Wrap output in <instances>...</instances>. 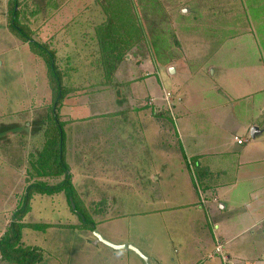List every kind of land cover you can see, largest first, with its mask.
Segmentation results:
<instances>
[{"label":"rangeland","instance_id":"obj_1","mask_svg":"<svg viewBox=\"0 0 264 264\" xmlns=\"http://www.w3.org/2000/svg\"><path fill=\"white\" fill-rule=\"evenodd\" d=\"M9 1L0 0V237L36 170L44 171L39 155L53 100L44 59L10 32ZM129 2L137 41L109 85L96 30L107 20L101 0L22 1L21 23L58 53L65 70L59 118L75 191V203L64 194L35 197L25 221L54 227L25 230L23 243L42 246L40 264H146L130 247L150 264H223L214 220L229 216L235 244L248 242L245 232L264 223L247 221L245 208L221 209L220 193L219 203L206 201L198 156L229 164L234 175L241 167L228 199L249 202L243 172L261 166L238 156L249 148L242 156L264 158V0ZM47 24L73 32L44 33ZM256 127L261 133L253 141ZM75 205L88 220L72 211ZM93 222L94 230L81 228ZM95 233L128 248L115 250ZM263 250L259 244L251 258Z\"/></svg>","mask_w":264,"mask_h":264},{"label":"trees","instance_id":"obj_2","mask_svg":"<svg viewBox=\"0 0 264 264\" xmlns=\"http://www.w3.org/2000/svg\"><path fill=\"white\" fill-rule=\"evenodd\" d=\"M22 1L10 0V32L15 35L22 44L29 45L30 53L36 57L44 59L46 73H48L50 85L53 91V100L50 106H46L47 115L44 120L48 123L45 130V145L39 156L42 157V166L44 171L37 172V176L32 175L34 180L26 188L18 202L16 210L12 214V219L0 237V257L4 264H40L43 258V249L37 246H25L23 243L24 231L33 230L36 232L46 233L54 227L52 224L28 223L25 221L27 215L32 211V202L35 197L53 196L64 194L67 201L74 199V187L69 165L66 163V134L64 124L60 121L59 110L67 98L68 90L64 85V71L57 64L58 53L47 45L36 41L33 37V31L21 23ZM102 8L107 20L96 30L101 28V34H98L100 48V62L104 69V75L107 83H112L113 75L118 66L125 60L127 54L133 49L136 40L135 34H138L135 26L138 22L136 15L133 13L134 4L129 0H101ZM135 12V11H134ZM133 25V26H131ZM102 27L104 34L102 33ZM41 59V60H42ZM59 63V62H58ZM63 71V72H62ZM47 105V104H46ZM38 127V123H35ZM185 159L187 157L183 155ZM196 159V158H195ZM196 161V160H195ZM39 163V161H38ZM201 171L200 183L203 190L211 188L207 183ZM48 178L49 180H45ZM50 180H59L51 183ZM74 213H78L80 208L75 205ZM76 213L83 221L88 220V215L83 217L84 213ZM80 220V219H79ZM96 223L81 225L85 231L95 229ZM68 227V226H67ZM78 227V226H77Z\"/></svg>","mask_w":264,"mask_h":264},{"label":"crops","instance_id":"obj_3","mask_svg":"<svg viewBox=\"0 0 264 264\" xmlns=\"http://www.w3.org/2000/svg\"><path fill=\"white\" fill-rule=\"evenodd\" d=\"M59 12L57 15L62 16L63 13L60 14ZM53 23H55V20L52 21L50 25H52ZM43 26H44V33H55L56 34V33L61 32L60 34L62 35L64 33L72 34L73 32V30H70L69 32H66V30L59 31L60 28L54 29L48 24L43 25ZM41 31H43V29H41ZM55 31H59V32H55ZM60 34H57L58 38L61 37ZM61 40H62V43L69 42L68 38H65L64 36L61 37ZM71 43L72 44L74 43L73 40ZM20 44L22 43L20 42ZM22 45L25 48L27 47L29 48V45H26V44H22ZM18 46L20 47L21 45H18ZM21 50H22V47H20V51ZM261 90L264 91V88ZM236 137L240 138L238 136H235V138ZM259 137L257 136L255 140L253 141H256L257 139H259ZM244 144L240 146H243ZM258 149H261V148L258 147ZM249 151H250L249 148L248 149L245 148L243 152H241L243 154H240L241 156H238L239 160L242 159L243 161H246L247 164H249V166L251 165L252 167H254L256 161H259L257 164L258 166H261L260 168H254L255 170H252V171H250V168H249L250 172H248L247 174H244L245 171L243 172V175L244 176L246 175L247 180H248V184L246 185H247V188L249 189V199H248L249 202H247L246 200L239 201L241 203L239 204V202H233L232 200L228 199L230 195L229 193H231L233 189H236L239 185V182H241L239 181L240 175H238L239 172H242L241 167H239L238 174L235 173L234 175V172L232 171L233 169L232 166H230L229 164H222V165L219 164L218 165L217 161H214L212 157L204 156L206 154L202 153V154H199L198 156L201 158L200 170L206 173L204 175V178L206 179V183L208 182L207 184L211 187V188H207L204 191V195L206 196L205 198L206 201L210 202L212 200L211 201L212 204L219 203V200H220L219 193H220L225 196L223 198L226 200V204H227V205L224 203L221 204V209L225 210L229 208V206L231 205L234 207H239L240 209L245 208L243 217H245L247 221H251L252 222L251 224L261 226L264 223V158L261 157L259 160H255L254 156H242V155H248ZM214 165L217 166L215 170H214ZM220 176L224 178L223 181L217 180V182H215L216 179L214 178L219 179ZM244 190L245 188L243 187L240 190V192ZM239 208H236L237 213H238L237 209ZM239 215L242 216L241 213ZM228 217L229 216L225 214V217L219 216V219L216 218L214 220V225H215L214 230L216 232V235L218 236V238L220 237L222 238L221 241L219 240L220 243L218 242V245L216 243L217 245L216 252L218 251V253L224 254V256H222L223 264H264V257H263L264 250L260 251L262 252L261 254H263V256L257 255L256 260H253V258H251V256L253 255L251 254L252 249L256 252V249L258 248L259 244H262L263 249H264V227L262 229H258L257 232L254 233V230L256 231V227L251 226V230H249L248 232H245V233L251 232V236L248 238V242H244L243 244H235L234 242L237 241L238 238L236 236H232L233 234L230 231L231 221L228 220ZM260 232L261 234L259 235L258 233ZM259 242H262V243H259Z\"/></svg>","mask_w":264,"mask_h":264},{"label":"water","instance_id":"obj_4","mask_svg":"<svg viewBox=\"0 0 264 264\" xmlns=\"http://www.w3.org/2000/svg\"><path fill=\"white\" fill-rule=\"evenodd\" d=\"M172 72H174V71H172ZM261 132H260V130H259V128H253L252 130H251V138L253 139V140H255V138L257 137V135H259ZM96 234V236H97V238H98V240L100 241V242H102V243H104V244H106L107 246H109V247H111V248H113V249H115V250H126L127 248H128V246H117V245H114V244H112V243H110L109 241H107L103 236H101L100 234H98V233H95ZM131 249H133V250H135L145 261H146V264H150V261H149V259L146 257V256H144L139 250H137V249H135V248H133V247H130Z\"/></svg>","mask_w":264,"mask_h":264},{"label":"built area","instance_id":"obj_5","mask_svg":"<svg viewBox=\"0 0 264 264\" xmlns=\"http://www.w3.org/2000/svg\"><path fill=\"white\" fill-rule=\"evenodd\" d=\"M235 140L237 141V143L239 144V145H242V144H244L245 143V141H243L242 139H240V138H235Z\"/></svg>","mask_w":264,"mask_h":264}]
</instances>
